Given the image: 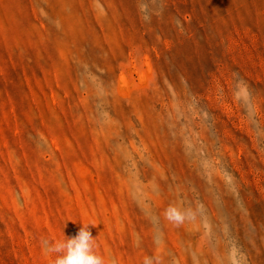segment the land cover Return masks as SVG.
<instances>
[{
  "label": "rangeland",
  "instance_id": "rangeland-1",
  "mask_svg": "<svg viewBox=\"0 0 264 264\" xmlns=\"http://www.w3.org/2000/svg\"><path fill=\"white\" fill-rule=\"evenodd\" d=\"M83 224L105 264H264V0H0V264Z\"/></svg>",
  "mask_w": 264,
  "mask_h": 264
},
{
  "label": "clouds",
  "instance_id": "clouds-1",
  "mask_svg": "<svg viewBox=\"0 0 264 264\" xmlns=\"http://www.w3.org/2000/svg\"><path fill=\"white\" fill-rule=\"evenodd\" d=\"M89 225L83 224L75 236L66 237L64 241H41L47 253L56 254L54 264H105L103 257L94 250L95 238L89 230Z\"/></svg>",
  "mask_w": 264,
  "mask_h": 264
}]
</instances>
